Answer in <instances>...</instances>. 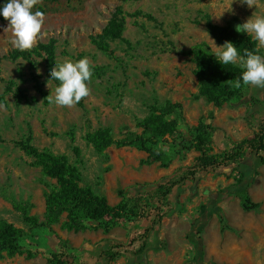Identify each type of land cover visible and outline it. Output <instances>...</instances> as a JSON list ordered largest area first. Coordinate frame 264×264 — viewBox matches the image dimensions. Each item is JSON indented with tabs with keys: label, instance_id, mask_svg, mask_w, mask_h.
I'll list each match as a JSON object with an SVG mask.
<instances>
[{
	"label": "rangeland",
	"instance_id": "1",
	"mask_svg": "<svg viewBox=\"0 0 264 264\" xmlns=\"http://www.w3.org/2000/svg\"><path fill=\"white\" fill-rule=\"evenodd\" d=\"M37 8L44 10V23L34 46L51 38L56 40V64L87 57L92 76L87 82L90 94L79 103L68 107L50 102L55 85L47 76L45 63L36 59L32 69L25 60L8 59L16 49L11 44L8 21L0 23V94L6 82L13 81L28 96L36 98L30 104H16L6 95L4 103H0V219L27 233L18 242L23 249L49 253L45 241L48 230L29 228L20 213L22 208L43 221L45 183L50 182L17 146L29 130L35 148L67 156L72 164H77L82 186L102 194L108 183L116 179L119 186L129 183L126 181L140 169L159 171L165 166L167 171H174L190 166L195 158L191 133L199 124L212 126L214 120L218 121L221 127L215 130L220 133V142L216 146L218 152H213L222 154L232 143L252 136L257 131L256 122L264 120V92L254 86H243L244 98L221 108L199 98L194 63L183 55L203 42L212 53L217 50L206 32L207 17L218 26L232 19L240 25L251 15H264V0H255L253 7L242 0H39L32 11ZM118 8L126 20L123 35L108 42L106 51H100L90 37L101 33ZM138 11L149 17H133ZM259 50L264 53V47ZM32 72L40 76L47 105L33 90ZM251 97L259 99L261 105L252 109L253 117L248 119ZM166 101L179 104L181 109L172 116L177 121V133L159 139L154 147L155 156L160 158L157 162L145 164L151 158L136 147L138 143L127 147L113 145L104 155H98L84 140L86 133L98 129L108 130L115 141L146 138L147 132L139 122L148 115L149 106H161ZM69 131L74 132L80 163L72 153ZM257 172L248 190L251 200L260 205L257 211L244 212L233 195L217 203L233 231H221L213 212L202 217L205 263L264 264V166ZM237 178L238 174L229 169L202 173V214L211 211L214 204L208 195L231 186ZM87 223L83 222L85 226ZM76 251L80 264H92L90 250ZM193 253L192 246L189 254ZM53 254L57 253H49L47 260Z\"/></svg>",
	"mask_w": 264,
	"mask_h": 264
},
{
	"label": "trees",
	"instance_id": "2",
	"mask_svg": "<svg viewBox=\"0 0 264 264\" xmlns=\"http://www.w3.org/2000/svg\"><path fill=\"white\" fill-rule=\"evenodd\" d=\"M5 0H0V4ZM44 13L42 8H37ZM133 17H149L138 11ZM7 22L0 17V23ZM237 20L232 19L224 26L213 24L207 17L205 28L213 41L222 45L225 41L232 42L243 54L245 49L253 50L258 47L257 41H254L250 34L240 33L235 30ZM126 20L120 8L117 9L100 34L91 36V43L100 51H106L108 42L121 39L125 30ZM259 54L264 53L259 50ZM183 55L191 58L194 63L193 75L197 82L198 97L203 98L208 104L215 108H221L223 105L235 101L239 102L244 98L243 86L236 88L234 81L240 76L242 69L239 65H220L212 55V50L207 43H198ZM12 62L22 59L35 69L36 59L45 63L47 76L50 78V69L56 66V40L49 39L45 43L38 42L29 50H15L8 57ZM40 76L31 73L33 90L44 100L47 105L46 94L43 90V84L39 81ZM55 87L58 81L50 79ZM6 95H10L16 104L36 102L35 97L19 88L15 82L7 81L4 92L0 94V103H4ZM252 108L246 113V118L253 116L252 109L261 105V101L254 97L250 98ZM179 104H173L166 101L163 105H151L148 107V115L139 122V126L147 132V137H136L134 142L115 141L106 129H98L88 132L85 135V142L89 144L98 155H104L105 151L111 147L136 146L139 150L148 154L152 162L160 160L159 155L155 156L154 147L157 141L166 136H174L177 133V121L172 118L177 110H180ZM257 109V108H256ZM257 131L248 139L234 142L222 154L213 153V135L215 128L211 125L199 124L192 129L191 146L198 153L190 166L177 169L167 178H163L152 184H135L125 190L118 189L116 194L121 201L114 207H111L104 195L96 193L91 187L82 186L83 178L77 164H72L65 155H58L49 150H38L31 141V131H28L26 137L17 143L19 150L24 155L33 160V166L40 169L42 175L50 180L45 183L46 192L45 211L43 221L29 214L27 210L20 209L23 222L31 229L47 228L52 234L53 225H60L63 231L78 233L84 229L83 222L96 221L103 222L101 227L105 232L119 226L120 224L134 223L136 221H146L147 227L136 237L130 239L128 243L105 241L99 247L98 256L94 264H112L121 257L131 259L127 264H149L147 252L149 251L148 240L152 232H156L160 227L162 220L167 218L168 208L173 204L175 207L170 211L182 212L184 205L177 201L178 193L182 192L181 186L187 180H194L200 173L217 172L222 169H229L238 174V178L231 186L210 193L211 204L214 202L211 211L205 212L195 219L191 224L190 232L187 234V240L194 247V253L190 260L184 264H218L215 262L205 263L202 252V217L207 213H214L219 219L221 231H233L223 216L221 208L217 203L225 197L235 196L244 212H255L259 209V204L251 200L248 188L253 184L257 176L259 167L264 166V120L256 122ZM71 150L76 160L79 161L80 150L75 144V135L73 131L67 133ZM165 168V166H162ZM178 189L176 200H172L174 189ZM194 196V195H193ZM191 200V197L190 199ZM66 214V220L61 223V217ZM26 232L17 228L11 223L0 219V260L23 256L26 260L33 259L37 252L24 250L18 245L20 239L26 236ZM60 251L53 254L47 260V264H80L78 262L76 250L70 248L67 242H63L55 235ZM165 244L161 241L154 252L164 250ZM100 261H102L100 263Z\"/></svg>",
	"mask_w": 264,
	"mask_h": 264
},
{
	"label": "crops",
	"instance_id": "3",
	"mask_svg": "<svg viewBox=\"0 0 264 264\" xmlns=\"http://www.w3.org/2000/svg\"><path fill=\"white\" fill-rule=\"evenodd\" d=\"M262 92L264 91L261 90L260 93ZM212 126L214 128L221 127L218 124L217 120H214L212 122ZM250 137H247L245 139H248ZM219 142L220 133L219 131H215L213 135L212 145L214 152H218L216 146L217 144H219ZM196 156H198V153L195 152V157ZM174 171H167L164 168L159 169V171H156L155 169L149 170L147 168L140 169L128 181H126L129 183L122 182L123 185L119 186L117 179L112 183H108V188L103 191L102 195L106 197L108 204L111 207H114L121 201V198H119L116 194L118 189L125 190L135 184L156 183L163 178L170 177L174 173ZM185 182H188L190 184L185 185L184 183L181 186V193H178L177 188L174 189V194L171 196V199L175 201L178 193L177 201L180 204L184 205V210L182 212L170 211V209L175 207V204H173L172 207L168 208L169 210L166 211L169 216L167 218H164L158 230L156 232H152L149 236V251L147 252L149 264H184L192 257L189 254V250L191 249L192 244H190L187 240V234L190 232L192 222L200 215L202 216V173H200L194 180H187ZM187 187L188 189H186ZM108 195L110 199L108 198ZM192 196L194 198H191V200H189ZM184 203L187 204L185 205ZM65 217L66 214H63L61 217V223L66 220ZM88 222L89 223H87L86 226L84 225L85 228L80 230L78 233L63 231L60 229L59 224L53 225L51 228L55 235L60 238V240H62L63 242H67L70 248L78 250L80 252L83 250H90V252H92L91 256L94 257L92 259V264L96 262L99 247L103 244V242L112 241L126 244L130 239L141 234L147 227V222L140 220L134 223L120 224L119 226L110 229L108 232H105L101 227L102 222ZM48 232L50 234L45 238L47 250L49 251V253H58L60 251L58 241L54 234H52L49 230ZM159 241L166 244V250L154 252L153 250H151V248H155ZM24 250L37 252V255L30 260H26L24 255L15 256L13 258H5L3 260H0V264H9L11 261L15 262V264H47L49 253L47 254V252L41 249ZM130 261L131 259L129 257H121L114 261L112 264H127ZM101 262L102 261H100V263Z\"/></svg>",
	"mask_w": 264,
	"mask_h": 264
},
{
	"label": "clouds",
	"instance_id": "4",
	"mask_svg": "<svg viewBox=\"0 0 264 264\" xmlns=\"http://www.w3.org/2000/svg\"><path fill=\"white\" fill-rule=\"evenodd\" d=\"M37 3L39 0H5L0 4V17L8 21L7 29H11L13 36L11 44L19 51L31 49L41 31L44 13L39 10L32 11ZM242 3L253 7L255 0H242ZM235 30L246 35L251 34L253 40L258 42V47L253 50L245 49L241 54L232 42L225 41L217 46L212 40L217 49L212 55L220 65L238 64L242 69L240 76L234 81L236 88L244 85L264 90V55L259 54V48L264 47V15H251L244 23L237 25ZM49 71V79L59 82L54 94L49 97L50 102L71 107L89 96L87 82L92 76V69L87 57L78 61L65 60Z\"/></svg>",
	"mask_w": 264,
	"mask_h": 264
}]
</instances>
